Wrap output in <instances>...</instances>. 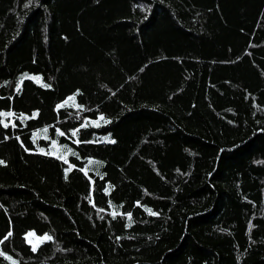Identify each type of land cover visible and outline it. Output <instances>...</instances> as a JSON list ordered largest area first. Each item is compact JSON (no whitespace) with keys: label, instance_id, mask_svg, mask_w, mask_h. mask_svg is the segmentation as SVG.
Instances as JSON below:
<instances>
[{"label":"trees","instance_id":"obj_1","mask_svg":"<svg viewBox=\"0 0 264 264\" xmlns=\"http://www.w3.org/2000/svg\"><path fill=\"white\" fill-rule=\"evenodd\" d=\"M0 113V264H264V0H0Z\"/></svg>","mask_w":264,"mask_h":264},{"label":"snow or ice","instance_id":"obj_2","mask_svg":"<svg viewBox=\"0 0 264 264\" xmlns=\"http://www.w3.org/2000/svg\"><path fill=\"white\" fill-rule=\"evenodd\" d=\"M68 99H69V100H73L74 97H69ZM65 103H67V101H66ZM64 106H65L64 104H61V105L58 106V108H62V107H64ZM0 115H7V114H6V113H0ZM100 119H103V117L101 116ZM4 126L7 127V125H4ZM97 126H98V125H97ZM44 131L46 132L47 129H45ZM60 134L63 135V133H60ZM73 135H75V132H73ZM109 142H110V143H115V141H109ZM41 151L43 152L44 150L41 149ZM58 158L63 159L62 156H61V157H58ZM65 162H67V161H65ZM2 163H3V161H0V164H2ZM148 211H149V213L152 214V215H157V213L152 212L151 209H148ZM115 215H116V214L113 213V218H115ZM127 215H128V217H129V219H131V213H128ZM129 226H130V225H129ZM10 235H11V233L9 232V233L4 237V239L6 240V239L8 238V236H10ZM31 235H34V234H33V233H29V236H31ZM41 239L51 240L52 237H50V236H45V237H43V238H41ZM0 243H3V240H0ZM32 250H33V251H36V248L33 247ZM0 255H4V254H3L2 252H0ZM6 258L11 259V257H6Z\"/></svg>","mask_w":264,"mask_h":264}]
</instances>
